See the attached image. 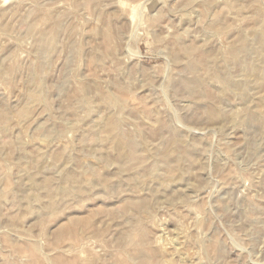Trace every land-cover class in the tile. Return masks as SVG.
<instances>
[{
	"label": "rangeland",
	"instance_id": "obj_1",
	"mask_svg": "<svg viewBox=\"0 0 264 264\" xmlns=\"http://www.w3.org/2000/svg\"><path fill=\"white\" fill-rule=\"evenodd\" d=\"M0 264H264V0H0Z\"/></svg>",
	"mask_w": 264,
	"mask_h": 264
}]
</instances>
